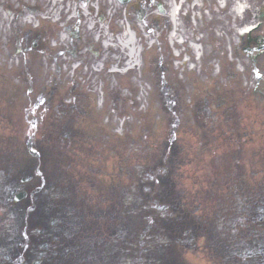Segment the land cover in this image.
Here are the masks:
<instances>
[{
    "label": "rangeland",
    "instance_id": "obj_1",
    "mask_svg": "<svg viewBox=\"0 0 264 264\" xmlns=\"http://www.w3.org/2000/svg\"><path fill=\"white\" fill-rule=\"evenodd\" d=\"M1 1L2 0H0V4ZM73 1L77 2V0H70V2L67 3L68 7L66 8H62L65 7L66 4L56 5L55 7H53L52 5H48L47 7V5H41V3L40 5L43 6V8H40L39 3H36L35 6L37 7L35 8L38 14L34 17L36 20H38L39 15H46L48 13H51L61 20L64 19L63 10L67 9L71 11L69 12V14H71L69 16L71 17L74 15L75 6H77V4L73 3ZM113 1L114 0H111V5H107L106 0H95V2H98L101 5L105 4L103 6V12L101 13L104 17H106V19L107 16L114 14L115 9L113 8L115 7L114 5H112ZM25 2L28 1L23 0V3ZM240 2L249 5L256 11H261V14L263 16L262 19L264 22V0H239V3ZM6 3L7 5H9V8L12 12L10 14H6L5 12L2 13L3 16L7 17V22L4 26L0 24V55H4L0 57V64L6 67H13V50L16 46H18V43H22V36L26 32L31 35H33V33L31 31L32 28H30L29 26H23L21 24V20L23 18L22 10H25V5L20 6L15 2L16 5L12 6L13 3L9 0H6ZM31 4H33V2H31ZM69 16L66 17V20L63 23L67 24ZM245 16L247 15H244V17ZM35 19L34 23L37 24V22H35ZM74 20L76 19H72V21H69L68 26L71 27V30H75L78 32L79 28L76 26L77 21ZM249 21L250 19L245 18L244 24H242V26L239 24L240 28L246 25L245 23H248ZM91 22H93V18ZM252 24H257V21ZM16 26L19 27V31L16 30ZM39 27L43 29V32L46 33L47 36H50L52 32L60 30L59 28L62 27V24L59 25L58 23H48L47 21V23H41ZM215 27L219 28V30H217L218 34H220L221 28L224 31L227 30V26L222 23L221 25ZM83 30L80 31L83 40L88 39L89 35L86 34ZM13 33H16V35H14V37L12 38ZM263 34L264 32H257V36H264ZM207 35L213 36L212 32H208ZM252 36L256 37L255 34H253ZM218 42L219 39H216L214 34L213 45L217 47ZM63 50L64 47L60 48L59 52H63ZM50 54L54 55L55 53L54 51H50ZM168 54H170V50L164 45V51H162V57H164V60L166 55ZM66 57V60L69 64H73V62H75L74 59L68 56ZM42 58L43 55L37 52L36 57L33 60L37 61V64L34 65L35 69L38 65L47 66L42 75L40 72H37L35 74L25 73L26 71L30 70L31 65L27 62H21L20 58H18V62L22 65L19 67V70L20 72H23L20 76V89H17V92H14L10 96H7L6 94L8 100L11 103L15 102L16 105L19 106V102H22L24 106L29 107L30 111L37 106L39 100H43V103L39 106V109L36 111V113L31 112L30 114H27L28 120H31L35 124H37L35 129H32L34 130L35 134L32 131L25 132V127H23L17 136H12L9 138V135L6 133L7 130L1 129L0 131V264H11L13 262H16L15 260L19 258L17 255H14V252L17 248L16 242L20 240H26L28 238L27 233L34 230L29 228L26 219L22 218L23 215L21 214V212L17 211L21 210V207L14 205L11 201L6 203V199L9 198L8 187L14 188L13 184L10 185L14 180H16L19 188L22 189V183H20L19 178L21 176H27L29 178V181L34 186L35 190H37L36 193L41 195L42 197H46L43 201L39 202L38 214H41V216H39L38 218L41 221V225H43L47 217L51 216V219H55V211L53 212V205L56 200L58 189H56L55 187L51 188L50 178L51 174H53L52 172L61 173L58 178L62 179L67 188H71V186L74 185V187L72 188L73 193L70 195L71 198H74L78 197L80 194L86 191V189L79 184L81 178L86 179L85 173H89L88 170L97 169V164H93L92 160L87 157L86 154H81L80 156L77 155V157L73 154L72 162L64 161L62 166L59 163V161L61 160H71V157L69 155V152L71 151L64 149L62 147V144H58L56 141L58 140L57 137H61V135H63L64 132L68 130V136H70L72 141L76 143L78 136L86 131L84 125H79V132L74 133V130H69L70 125H68L66 121L67 119L69 120L68 117H65L62 121L55 122L47 118V125L55 124L52 131L43 134L42 132L45 131L38 130V124L44 120V114L46 113V111H44L46 108V103L48 104L50 98L56 97V95L51 94V91H53L52 86H50L46 81V79L49 81L54 79L49 78L50 74L54 73V66H51L52 64L49 59L43 60ZM74 64H76V62ZM239 64H243L244 68L243 75L239 76V84H237L236 80L232 83L228 82L231 81L229 79H226L225 81L220 80L218 87L212 90L217 92L209 95L212 98H216L218 94V96H220V101H224V103L228 102L227 99L229 100V102L232 99L236 102L238 111H235L232 103L229 102L224 106L225 108L222 110L214 107L215 101L209 102L208 105L205 106V96L206 93L210 91H207L204 83L207 80L206 75L209 74V72H196L194 73V75H189V79H187V82L190 83L192 78H194V82L196 84L194 90L193 86H191L190 84L185 86V88H182L181 85H170L169 83H166V87L164 84L160 89L157 88L152 89V91H147L148 98H151L149 102H152V98L154 97V102L152 104L154 105V109L159 102L163 103V112H156L153 109L151 111L153 113L151 115V119L155 121L158 117L156 123L159 124V126H163L164 128L168 126L169 128H171V125L174 126L175 124H179L181 127H183L187 121L184 120L182 115H179V106L175 105L174 107H172L173 104L170 103L174 102L179 104H189L186 100L187 98L181 99V97H185L181 93L185 90H188L189 93L193 92V94L197 96L198 91H201V103L199 108L202 112H200L198 115H191L192 118L189 121V125L191 128L195 129L196 122L203 119L206 116V111H208L214 116L213 119L217 120L219 126L226 124L227 119L228 126L226 128L237 126L238 131L236 132L238 134L240 132L241 134L249 135L248 137L254 139V143L249 148H247V152L250 153L251 156L248 157L247 154V156L244 157V159L247 161L246 164L239 162L240 154L238 148H232L222 153L221 155L214 157L212 154L213 145L210 144L212 140L211 138H208L205 133L199 135L198 132L195 135H184V132L180 131L178 132L180 134L179 136H171V134L173 133L167 132V134L169 135L158 137L155 136L156 138L153 137L152 139L155 138L153 141L156 143L151 144L148 142L138 144L139 146L137 150L134 151L135 153H130L129 157L136 156L138 158L130 165V168L136 169L139 175L146 177L147 175H149L151 167L157 165H169V169H163V172L159 170V176L164 177L163 181H159V179L156 178L153 180H149L148 183L153 184L154 197L160 198L161 200L165 201L166 205L168 203L171 204V209H165L164 212H159L155 209L158 205L155 206L153 203L145 204L144 202L147 198L143 194L137 192L138 188L136 183H130L133 181L132 179L127 183L117 184L115 186L113 196H119L120 199V205L117 206L118 212L116 218L122 217V219H126L130 228V236L128 239L131 252L130 261H128L130 264H157L158 262L160 263V261L165 259L174 264H264V262H262V259H264V255L261 256L262 254H264V221L257 220V217H260L264 214V170L258 174L256 171L257 166L255 165V162L253 160V158L255 157L260 158L259 154L261 150L259 149L256 151L257 155H254L250 150L251 147L256 146V140H258V142L261 141V143L264 145V118L262 117L264 115V98H254L258 96L264 97V87L259 88L261 84H264V70L252 65L251 62L247 61V58L243 59L241 55H239ZM254 67H256L257 76L260 77L259 80H256L254 76ZM66 68L68 70L65 71L66 74H64L62 71L63 75L60 83L63 82L64 85L66 84V82H68L69 85L67 86V88L64 87V89L55 87L54 91L58 89L57 96L69 91L71 92L72 90H74L75 92V87L77 86L71 84L70 81H68L71 74L69 73V67L66 66ZM242 72L243 71L241 70L240 73ZM136 74L138 75V73ZM26 75H28V77H25L27 78V80L23 81V78ZM6 77L15 78V75L13 71H10ZM181 77H183V74L181 75ZM115 80L116 81L114 83V87L109 89L111 91H115H113L114 93H112L111 96H117V94L119 93L124 97L128 94H130L129 96L133 95L134 91L136 90L134 85H131L129 89L126 88L125 91L122 89L124 88L125 83L123 81H119L117 78ZM183 81H186V78H184L181 82ZM119 83L123 85L122 88L119 86ZM56 84L57 83L53 80V85ZM82 85L84 87L83 90L87 91V94L92 99L93 94L90 93L89 90L96 87H91L89 85H86L85 83H82ZM165 88L166 92L162 91ZM240 88L246 89V92H242ZM254 88L259 91V94L252 91ZM7 90L10 91L11 88ZM231 90L234 93L233 96H230ZM94 94L96 93L94 92ZM162 96L164 98H162ZM178 100L180 102H178ZM246 101H248L249 104H245ZM138 102H140V100H138ZM54 103L55 102H53V104ZM202 105H204L206 108L204 109ZM116 106V110L119 112L121 108L125 106V104L121 103L117 104ZM196 106L198 108V105ZM167 107L170 109H166ZM157 108L158 107H156V109ZM50 109L54 113L59 115L58 112L54 111L53 107H51ZM240 114L243 115L244 121H250L249 131H246L244 128L239 129V126L241 127L242 124V117ZM118 116L119 115H116V117ZM116 117L114 118L116 119ZM14 118L15 117H10L9 119L14 120ZM12 123H15V121H13ZM129 123H131V125H129ZM5 124V121H1L0 119V128ZM72 125H74L73 129L77 127V123H73ZM125 126H127V129L125 128ZM140 126L141 124L139 123V120L127 121L124 124L123 133L127 134L126 136L131 139L132 137L137 135L134 133H138L137 130ZM43 127L44 126H40L39 129ZM92 135L96 136V134L93 132ZM116 137L117 143L119 141H124L122 143L123 146H127L131 149V147L128 145L130 143L129 141L131 140H129L128 137L127 139H125V137L123 136ZM230 137L235 138L237 137V134L234 132L231 133V130L229 129L226 130L224 138L229 141ZM27 140H30L31 143L29 147H32L33 151L39 152V150H49L47 160L51 162L58 161V163H56L57 167H54V164H49L46 167H39L35 170H32V161L28 160L26 149L23 148V146L27 143ZM11 142L12 145H10ZM14 145H16L17 147H15ZM150 145L153 146L151 148L147 147ZM122 150L123 152H121L118 156L120 165L121 162L128 157V155L125 153L128 152V149L125 147ZM262 152L263 153L261 154L264 155V147ZM197 156H200L202 161L201 170L203 171V173L199 176H203L208 181V188H210L212 184L219 187L220 190H227L228 188L231 193L235 194V199L237 202H239V196L240 198H242L240 194V191L242 189L254 188L255 186L259 187L260 193L254 194L252 192L254 195L248 201L239 205L237 203L238 209L230 217L232 220H237L240 210L244 213V217H239V220H243V218H245V221L248 222L249 225L247 229L242 230H239L238 227H235V236H227L228 232L224 230V227L226 226L225 222L228 218L223 220L221 219L222 217L217 216L213 219H207V215L203 211L200 210L193 214L185 205V198H195V195H192V192H195V190L189 176H191L193 172L196 171V169L194 168V163ZM31 158L34 159V157L32 156ZM106 158L108 159L107 165L105 164L101 166V172L105 175V178L114 179L117 176L120 165L115 166L111 164L113 160H116V158H112L111 154H108L107 157L106 155H104L105 160ZM75 159L78 163H75ZM250 159L251 162H249ZM123 168V170L120 169V173L118 175H120L123 171L128 172L126 166H123ZM129 175L132 176L131 173H129ZM27 177L25 179H27ZM248 177L251 178L247 179ZM192 178L196 177L192 176ZM243 178H246L245 185L242 188L239 187L238 195L237 185ZM197 182L201 183V180L197 179ZM147 188L148 187H146V189ZM44 191H46V194L42 195V192ZM248 191L251 190L248 189ZM228 194H230V192ZM15 195L16 193L12 194L11 197H14ZM210 199L212 203H222L217 197H212ZM236 201H234V204L236 203ZM86 204L87 206H89L90 202H86ZM95 204L96 209H106L105 207H102L103 205H100V202H96ZM146 207H148L150 210L146 211ZM160 214L165 215L160 216ZM138 216L144 220L148 219L147 222L150 224L149 231L142 234V237H144V239L139 238L138 227L140 224V219ZM247 218H253L254 221L247 220ZM252 222H255V224H252ZM76 226L77 225H75L73 228H75ZM110 227L113 228L112 225ZM166 228L169 229L164 231L163 229ZM217 228H223V230L218 233ZM38 229L42 230L43 226ZM96 233L97 232H93L89 234L90 236H94V239L87 241L89 242L87 244L88 247L93 245V243L91 242H96L100 239L105 240L103 231H100L101 238L97 237ZM171 233L172 236L168 237L167 235ZM28 243L29 240L25 241V244ZM56 248L57 244L54 243V249ZM163 248H166V252L165 250H163ZM140 249H142L144 253L140 252ZM26 251L22 252L19 256H22V254ZM45 255L49 256L47 249L45 250ZM240 255L244 256L240 257ZM1 257L7 258V260L2 259ZM73 259L77 260L78 258L73 257ZM42 262L53 264V260L52 262L48 260H42ZM73 264L75 263L73 262ZM82 264L97 263L92 258V254L88 253L87 261Z\"/></svg>",
    "mask_w": 264,
    "mask_h": 264
},
{
    "label": "flooded vegetation",
    "instance_id": "obj_2",
    "mask_svg": "<svg viewBox=\"0 0 264 264\" xmlns=\"http://www.w3.org/2000/svg\"><path fill=\"white\" fill-rule=\"evenodd\" d=\"M143 26H144V30L145 32H149L150 35L154 34V32L157 30L158 28V24L157 22H146V23H143ZM141 48H143V52L141 54V62H142V67L145 71H147V67H150L154 70L157 69V59H156V55H155V51H154V54H151L148 46H147V42H142L140 44ZM236 54H239V50L237 49L236 50ZM95 58H98L99 55L97 54L96 56H94ZM236 66V65H235ZM71 101L72 103L74 104H78L80 106V110H79V113H80V116L82 117V119H93L92 115H91V102L90 101H85V102H80L76 97H73L71 98ZM62 104V102H60ZM224 103H220L218 106H222ZM233 104V107L237 106L236 105V102L235 103H232ZM73 107V106H71ZM72 110L73 108H67V109H64L63 113L64 115H66L69 110ZM212 118V115L209 114L208 116V120H210ZM234 131H238V127L235 126ZM63 143L68 145L66 143L65 140H63ZM36 199H28L26 201V205H33V204H36ZM29 261H30V258H27ZM25 264H28L27 262H25Z\"/></svg>",
    "mask_w": 264,
    "mask_h": 264
},
{
    "label": "bare ground",
    "instance_id": "obj_3",
    "mask_svg": "<svg viewBox=\"0 0 264 264\" xmlns=\"http://www.w3.org/2000/svg\"><path fill=\"white\" fill-rule=\"evenodd\" d=\"M3 1H6V0H3ZM9 1H11L13 4H14L15 2L20 3V0H9ZM47 1H50V0H47ZM51 1L54 2V4H55L54 6H56V5H60V4L63 2V0H51ZM64 1H65V0H64ZM53 2H52V3H53ZM15 4H16V3H15ZM20 5H22V3H21ZM170 9H171V7H169V10H170ZM32 12H33V11H31V10H29V9L24 10V11H23L24 15L22 14V17L24 18V20H26V21H30V20L34 19V16L31 15ZM51 19H54V20H55V19H58V18L55 17V15H52V16H51ZM166 19H167V20H168V19H171V20L176 19L175 11H170L169 16L166 15ZM69 20H72V17H71ZM247 32H249V29L244 30L242 33H247ZM126 36L129 38L128 34H126ZM104 45H105V47L108 46V42L105 43ZM131 53H132V52H131Z\"/></svg>",
    "mask_w": 264,
    "mask_h": 264
}]
</instances>
